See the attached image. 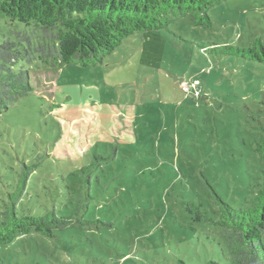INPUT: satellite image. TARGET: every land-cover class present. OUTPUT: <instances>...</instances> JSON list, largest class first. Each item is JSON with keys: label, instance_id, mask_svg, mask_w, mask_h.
Returning a JSON list of instances; mask_svg holds the SVG:
<instances>
[{"label": "rangeland", "instance_id": "rangeland-1", "mask_svg": "<svg viewBox=\"0 0 264 264\" xmlns=\"http://www.w3.org/2000/svg\"><path fill=\"white\" fill-rule=\"evenodd\" d=\"M208 13L211 25L186 14L136 31L84 67L47 56L58 40L37 21L0 10V45L14 44L9 64L37 90L0 112V216L11 199L19 215H67L79 202L95 221L1 244L0 264H231L213 221L218 196L249 205L264 180V63L214 47L264 40V0ZM95 153L110 158L85 170L89 197L80 179Z\"/></svg>", "mask_w": 264, "mask_h": 264}, {"label": "trees", "instance_id": "trees-1", "mask_svg": "<svg viewBox=\"0 0 264 264\" xmlns=\"http://www.w3.org/2000/svg\"><path fill=\"white\" fill-rule=\"evenodd\" d=\"M221 0H0V10L14 19L25 22L37 21L58 40L54 51L55 59L63 63L77 62L87 67L101 62L104 56L117 47L123 39L141 30L167 28L177 17L192 14L195 24H212L208 10ZM14 44L0 45V112L23 95L35 93L29 70L16 68ZM224 55H236L264 63V40L257 37L248 46L223 44L214 47ZM264 129V127H263ZM89 144L94 142H88ZM264 160V135L257 146ZM83 153V150L80 149ZM85 154V152H84ZM109 155L96 154L88 158L81 174V193L91 197V173L96 164L108 161ZM31 173L23 171L20 178L21 196L29 182ZM222 207L217 220L213 221L221 230L231 253V264H264V180L260 183L251 204L236 207L218 196ZM86 204L77 203L70 214L63 215L55 209L42 215L25 213L19 215L16 201L0 216V245L12 242L17 237L31 232H41L54 237L57 229L76 226H92L95 221L85 217ZM188 209L193 212L192 207ZM196 220L204 215L196 210ZM180 264L190 263L183 259ZM205 264H221L209 260Z\"/></svg>", "mask_w": 264, "mask_h": 264}]
</instances>
